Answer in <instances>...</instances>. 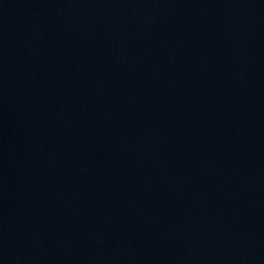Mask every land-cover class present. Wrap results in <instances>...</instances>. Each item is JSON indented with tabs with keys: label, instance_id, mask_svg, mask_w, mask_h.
<instances>
[{
	"label": "water",
	"instance_id": "1",
	"mask_svg": "<svg viewBox=\"0 0 264 264\" xmlns=\"http://www.w3.org/2000/svg\"><path fill=\"white\" fill-rule=\"evenodd\" d=\"M0 264H264V0H0Z\"/></svg>",
	"mask_w": 264,
	"mask_h": 264
}]
</instances>
